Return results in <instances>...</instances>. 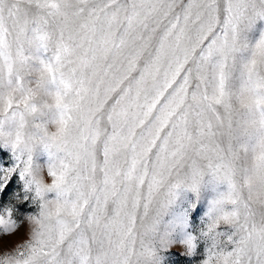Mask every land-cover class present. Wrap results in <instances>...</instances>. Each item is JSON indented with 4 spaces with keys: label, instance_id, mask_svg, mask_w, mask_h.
Masks as SVG:
<instances>
[{
    "label": "snow or ice",
    "instance_id": "1",
    "mask_svg": "<svg viewBox=\"0 0 264 264\" xmlns=\"http://www.w3.org/2000/svg\"><path fill=\"white\" fill-rule=\"evenodd\" d=\"M0 154V264H264V0H0Z\"/></svg>",
    "mask_w": 264,
    "mask_h": 264
},
{
    "label": "rangeland",
    "instance_id": "2",
    "mask_svg": "<svg viewBox=\"0 0 264 264\" xmlns=\"http://www.w3.org/2000/svg\"><path fill=\"white\" fill-rule=\"evenodd\" d=\"M11 163L10 156L8 154H0V166H7ZM19 183L14 182L12 185V189L7 193V195L4 197L5 202L11 198L12 192L18 190ZM31 206H28L24 209H22L21 214H24L28 211H31ZM190 258H186L182 255H178L176 253H172L168 257V264H188V260Z\"/></svg>",
    "mask_w": 264,
    "mask_h": 264
}]
</instances>
